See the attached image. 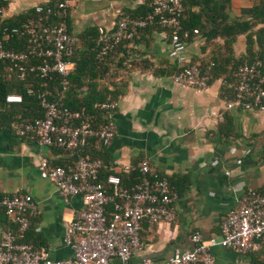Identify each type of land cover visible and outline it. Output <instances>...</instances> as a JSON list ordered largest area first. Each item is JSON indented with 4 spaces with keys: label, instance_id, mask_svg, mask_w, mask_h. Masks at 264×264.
I'll list each match as a JSON object with an SVG mask.
<instances>
[{
    "label": "crops",
    "instance_id": "0c3cea01",
    "mask_svg": "<svg viewBox=\"0 0 264 264\" xmlns=\"http://www.w3.org/2000/svg\"><path fill=\"white\" fill-rule=\"evenodd\" d=\"M5 1V0H4ZM52 0H6L5 18L33 10ZM151 0H63L65 21L71 33L83 36L79 48L97 43L98 27L112 29L120 13L134 11L144 17L140 6ZM254 0H231L232 18L253 19L243 13ZM144 14V15H142ZM260 18L264 19L263 16ZM264 21L256 20L247 33L237 35L233 58H248V33L253 53L264 51ZM259 35V40L257 36ZM225 38L207 41L195 33L187 53L193 62L206 64L222 57ZM170 34L150 26L126 41L114 54L101 83L126 86L114 112L116 136L107 146L94 142L89 153L103 159V177L129 174L144 158L154 170L173 180L175 216L159 223L144 222L140 230L144 246L134 256L168 259L176 250L194 247L191 234L220 239L221 223L249 190L264 191V111L226 109L222 81L227 73L213 78L198 90L173 81L175 61L169 56ZM225 54V53H224ZM232 61L228 68L232 71ZM32 116L31 111L30 113ZM225 119L222 121V119ZM68 164V155L58 147L40 145L35 139L18 136L11 125L0 127V196L29 193L38 206L26 233V241L44 250L54 260L72 256L65 237L70 223L83 207L80 195L65 197L49 179L41 176L40 161ZM134 173V170L131 171ZM17 225L0 211V241ZM210 264H264V238L258 251L241 253L221 245L212 247Z\"/></svg>",
    "mask_w": 264,
    "mask_h": 264
},
{
    "label": "built area",
    "instance_id": "2783aa9c",
    "mask_svg": "<svg viewBox=\"0 0 264 264\" xmlns=\"http://www.w3.org/2000/svg\"><path fill=\"white\" fill-rule=\"evenodd\" d=\"M6 1V0H5ZM193 0H152L151 10L144 17H133L122 12L116 26L98 27L97 57L104 60L117 45L133 39L140 29L155 24L170 34L169 56L178 66L173 81L184 86L206 89L212 78L213 62L206 69L200 63H191L187 53L190 33L183 30L181 18L186 4ZM66 2L53 8L37 4L34 13L21 25L0 26V59L8 60L20 71L22 79L27 71L36 72L47 86L48 80L57 75L67 89V76L76 68L71 59L80 38L69 31L64 19ZM0 18H5L0 6ZM195 32H198L195 29ZM21 35V48L9 47L5 39ZM34 58L43 61L35 62ZM226 109H258L264 111V57L251 63L239 64L234 72L222 81ZM38 94L44 109L42 117L25 118L15 126L20 137L35 139L40 145L61 148L69 157L67 165H54L43 158L39 163L41 176L52 181L68 197L80 195L83 207L70 223L65 242L72 256L54 260L44 250H37L28 242L18 240L38 212L33 197L26 192L0 196V211L17 225L16 231H7L0 241V264H210L214 257L212 247L221 245L241 253L258 251L264 238V191L249 190L230 210L221 223L220 239H205L203 233L194 231V247L176 250L168 259L134 256L144 246L140 230L144 222L152 224L170 220L175 216L172 205L176 198L168 176L157 172L150 160L144 158L137 166L125 171L137 172L132 186L123 183L119 173H110L100 179L105 166L100 157L89 152L81 153L87 144L98 142L107 146L116 136L114 112L119 98L109 95L97 102L95 114L75 109L50 99L52 90L29 88V94ZM8 102H22V94H9ZM113 204L108 215L107 206Z\"/></svg>",
    "mask_w": 264,
    "mask_h": 264
},
{
    "label": "trees",
    "instance_id": "16d2710c",
    "mask_svg": "<svg viewBox=\"0 0 264 264\" xmlns=\"http://www.w3.org/2000/svg\"><path fill=\"white\" fill-rule=\"evenodd\" d=\"M152 1V0H151ZM151 1L149 6L147 4L142 5L139 9H145L144 14L146 15L151 10ZM255 4L252 7L244 8L243 13L250 14L252 18L241 19L232 18L228 14L231 7V0H193L186 4V10L181 18V23L183 30H188L190 33L189 39L195 33H202L207 41L212 40L217 36H222L225 38L224 43V53L222 57H213L208 63L201 64L203 69H206L211 62L214 63L212 66V78L224 73H229L230 76L235 68L241 63H251L258 58L264 57V51L259 53H252L249 48H251V34L248 33V54L251 56L248 58H233V43L236 41L237 35L240 33H247L248 30L254 24V21L264 19V0H254ZM63 3V0H52L47 5L57 8ZM0 6H7V2L0 0ZM34 13V9L26 13H21L10 18H0V26H18L30 15ZM130 15L139 16L135 14L134 11L129 12ZM142 14V15H144ZM157 26L155 24L149 25ZM146 27V28H147ZM161 28V27H160ZM145 29V28H143ZM143 29H140L142 31ZM195 29L198 32H195ZM262 29L261 31H263ZM138 33L134 38L137 37ZM95 33H92L93 39L88 42V48L86 50H81L79 48V42L75 47V50L70 57L75 60L77 65L76 68L67 76L68 85L67 89L62 95L63 85L57 75L53 76L52 80H48V85L44 86L45 80L39 76L38 73L27 71V77L25 79L21 78L20 71L8 60L0 59V127L3 125H11L15 130V126L20 123L25 118L42 117L44 115V109L40 104V99L38 98L37 92L34 94H29L28 89L34 88L37 91L41 88H49L52 90L50 99L59 100L61 104L75 108L83 109L95 114H100L94 107L97 102L105 100L109 95L115 98H120V95L125 93L126 86L123 84H114L110 87L108 84L101 83L99 80L101 78H106L108 72L111 70L110 62L116 53V51L121 47L126 41L125 40L110 52L104 60H99L97 57V43L95 42ZM25 37L21 35H15L11 39H5V43L9 47L21 48L23 44V39ZM80 39L83 36L79 37ZM133 38V39H134ZM259 40V35L257 36ZM132 40V39H130ZM33 61H43L41 58H34ZM232 61L233 64L232 71L228 68V65ZM191 63H196L191 61ZM175 72H178L179 68L175 65ZM9 94H22V102H8L6 97ZM31 113L34 115L32 116ZM101 115V114H100ZM225 117L222 119V121ZM91 144H87L82 148L81 153L89 152V147ZM56 165H66V164H56ZM101 169L100 179L104 180ZM124 185L132 186L136 177L137 172L121 175ZM170 183L172 189L174 188V183L171 178ZM259 192H262L258 190ZM113 210V204L107 206L108 215ZM10 220V219H9ZM31 225V221H30ZM29 225V227H30ZM29 227L23 233H18V240L22 242L26 241V233ZM29 243V242H28Z\"/></svg>",
    "mask_w": 264,
    "mask_h": 264
}]
</instances>
